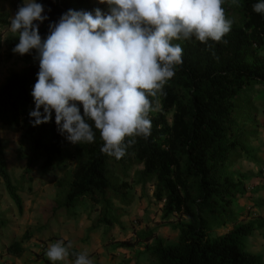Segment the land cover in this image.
<instances>
[{
	"label": "trees",
	"instance_id": "trees-1",
	"mask_svg": "<svg viewBox=\"0 0 264 264\" xmlns=\"http://www.w3.org/2000/svg\"><path fill=\"white\" fill-rule=\"evenodd\" d=\"M257 2L238 0L237 6L224 0L225 16L233 24L220 42L202 43L195 36L171 42L182 47L183 62L175 66L162 92L149 97L153 106L150 136L136 137L120 159L101 152L103 141L94 125V141L80 144L58 131L54 111L50 122L32 126L34 118L29 113L35 108L31 91L39 71L37 52L14 53L18 35L8 38L9 56L16 55L25 67L12 71L0 85V129L4 126L19 134L18 158L25 159L26 166L14 179L0 137V178L23 214L20 192L26 183L30 187L34 170L42 174L60 170L62 176L51 181L56 194L41 206L37 230H26L20 240L5 246L7 255L23 256L25 242L62 217L76 219L78 207H90L89 214L96 212L95 217L88 216L90 233L112 230L129 213L127 208L135 200L132 186L137 183L143 188L151 185L153 199L162 204L163 220L175 218L173 228L178 231L175 242H166L151 229L137 233L134 242L122 243L130 246L153 240L146 249L152 259L149 264H264L263 256L249 251L246 244V238L264 228V222L246 221L242 217L246 213L235 209V201L246 193L247 176L233 168L242 159L257 162L250 147L259 135L255 93L264 91V13L253 11ZM37 3L48 17L43 23L34 21L42 39L49 34V25L69 9L95 15L98 8L93 0ZM10 22V14L0 12V48ZM8 223L0 214V233ZM228 226L231 229L225 233L213 235ZM71 252L80 251L72 248ZM37 258L61 264L50 261L45 253Z\"/></svg>",
	"mask_w": 264,
	"mask_h": 264
},
{
	"label": "clouds",
	"instance_id": "clouds-1",
	"mask_svg": "<svg viewBox=\"0 0 264 264\" xmlns=\"http://www.w3.org/2000/svg\"><path fill=\"white\" fill-rule=\"evenodd\" d=\"M105 2L107 14L99 8L95 15L69 9L49 25L45 39L34 23L48 19L43 5L24 2L10 22L11 31L19 34L12 51L37 52L32 126L50 122L54 111L58 131L80 144L94 141V125L103 141L101 152L120 159L136 137L150 136L149 97L162 92L183 62L182 47L171 42L193 36L202 43L220 42L233 21L225 16L224 0H101ZM232 3L239 6L238 0ZM253 11L264 13V0ZM72 247L71 241L57 240L45 254L52 262L71 255L74 264H94L86 251L70 253Z\"/></svg>",
	"mask_w": 264,
	"mask_h": 264
},
{
	"label": "rangeland",
	"instance_id": "rangeland-1",
	"mask_svg": "<svg viewBox=\"0 0 264 264\" xmlns=\"http://www.w3.org/2000/svg\"><path fill=\"white\" fill-rule=\"evenodd\" d=\"M0 0V12L9 13L10 21L18 11V7L28 0ZM102 13L107 14L110 6L105 2L101 3V0H93ZM37 2V0H36ZM19 35L13 33L11 28L7 29L3 36L2 46L0 48V85L5 81L6 77L12 71H19L25 67L17 56H9V48L7 40L11 36ZM255 106L258 109L257 120L259 122V135L251 141L250 147L253 150V155L257 158V162L249 160H239L234 164V169L239 167L241 173L247 176V190L243 196H240L235 201V209L239 212H244L242 217L248 220H259L264 222V91H258L255 93ZM169 119H171L169 117ZM0 137L3 139L6 148L5 154L8 161V166L11 175L15 178H20L25 166L26 160L18 158L19 148V134L6 129L4 126L0 129ZM23 154H26V150H22ZM134 171L131 175L134 177ZM33 181L29 187V184H25L24 191L20 192L24 203L23 214H20L16 205L11 200L3 181L0 178V214H4L9 220V223L4 227L0 233V264H21V257L7 255L5 253V246L16 239H21L26 230L32 232L37 230L41 223L40 208L46 203L48 199L54 198L56 189L51 181L57 180L62 176L60 170H55L46 174H42L39 169L32 172ZM132 191L135 193V200L132 205L129 206L130 214L134 217L129 224V229L133 233L134 230L144 232L147 230H154L156 234L166 242H175L178 239V231L173 228V220H163L162 218V204L155 202L153 199V188L151 185H147L143 188L137 183H133ZM87 210L78 207V216L86 215L95 217L96 212L89 214L90 207L87 206ZM246 215V216H245ZM65 218V217H62ZM61 219V218H60ZM132 219V218H131ZM90 221V220H89ZM91 222V221H90ZM54 224V223H53ZM231 229V226L216 230L213 235L223 234ZM256 231V230H255ZM254 231V232H255ZM89 232V231H88ZM96 232V231H95ZM129 232V231H128ZM90 233V232H89ZM44 234L35 235L31 240L25 242L26 250L35 253H46L45 247L39 242H43ZM264 246V236L259 241ZM44 243V242H43ZM251 247L250 244L247 248Z\"/></svg>",
	"mask_w": 264,
	"mask_h": 264
},
{
	"label": "crops",
	"instance_id": "crops-1",
	"mask_svg": "<svg viewBox=\"0 0 264 264\" xmlns=\"http://www.w3.org/2000/svg\"><path fill=\"white\" fill-rule=\"evenodd\" d=\"M236 170H239V167H236ZM127 210L129 213L123 216L120 219V224L110 231L102 228L89 233L91 222L86 215H80L76 219L61 218L57 223L42 231V234L46 236L44 237L46 242L39 243L47 250L48 246L57 240L63 239L65 243L71 241L72 248H76L80 252L86 251L88 254L94 253L90 257L94 264H149L152 259L146 249L147 246L152 245L153 240L130 246L122 244L125 241L134 242L136 240V234L132 232L133 229L132 231L129 229V224L134 217L130 214V209ZM134 232L138 233L137 230ZM263 236L264 228L256 230L246 238V244L251 246L248 248L249 251L260 254L264 258V246L259 242ZM37 252V250L34 252L26 250L19 262L21 264H46L43 259H38L35 256ZM45 257H47L46 254ZM61 264H74V260L69 257L66 261H61Z\"/></svg>",
	"mask_w": 264,
	"mask_h": 264
}]
</instances>
